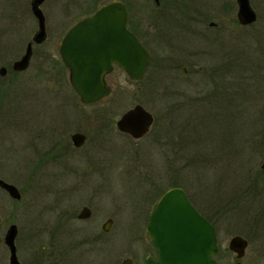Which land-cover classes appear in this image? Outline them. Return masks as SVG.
Returning a JSON list of instances; mask_svg holds the SVG:
<instances>
[{"label": "rangeland", "instance_id": "1", "mask_svg": "<svg viewBox=\"0 0 264 264\" xmlns=\"http://www.w3.org/2000/svg\"><path fill=\"white\" fill-rule=\"evenodd\" d=\"M108 1L46 0L41 8L47 39L33 44L31 65L16 73L11 67L33 40L39 21L32 0H0V67L10 69L6 78L0 75V175L23 193L15 216V203L7 198L3 204L0 189V234L6 232L5 207L9 222L19 226L25 264H121L127 257L147 264V255L155 253L146 215L161 192L180 186L214 220L221 264H235L229 242L246 234L250 246L244 262L264 264V221L259 224L260 217L253 216L264 208L262 194H243L247 187L264 194V0H251L258 20L248 26L238 22L237 0H163L160 19L154 0H125L152 54L150 66L140 82L117 68L108 77L113 93L83 105L69 83L59 46L78 20ZM237 53L245 57L231 59ZM226 60L236 63L225 80L232 97L214 103L211 92L223 77L217 74L213 82L210 69ZM183 66L190 73H182ZM136 104L155 117L151 134L139 141L116 125ZM101 125L106 130L100 135ZM80 126L88 140L82 149L72 148L71 166L83 178L72 172L66 179L62 171L53 176L50 164L37 162L39 155L50 148L52 134L69 144ZM165 149L166 159L161 156ZM85 205L92 216L79 220ZM108 218L113 223L105 231Z\"/></svg>", "mask_w": 264, "mask_h": 264}, {"label": "water", "instance_id": "2", "mask_svg": "<svg viewBox=\"0 0 264 264\" xmlns=\"http://www.w3.org/2000/svg\"><path fill=\"white\" fill-rule=\"evenodd\" d=\"M45 1L32 0L39 29L25 53L15 61V70L27 69L33 57V44H41L47 39L46 16L41 8ZM237 4L241 25L257 22L258 13L251 0H237ZM59 53L69 71L70 83L84 104L97 103L112 94L113 88L106 77L113 73L115 64L124 69L131 79L139 81L144 77L151 57L149 50L128 28L127 8L122 1L104 4L93 14L77 21L62 37ZM6 72L5 66L0 67L1 76ZM154 121L153 113L142 104H137L121 116L118 128L140 138L149 132ZM72 137L77 146H81L86 138L82 133ZM0 186L13 197H21L17 186L1 177ZM90 212L91 209L85 207L80 217L88 218ZM112 223V218L107 219L103 229L109 231ZM17 233V225L13 224L5 237L12 252L11 264H21L15 246ZM148 233L158 250L157 258L148 256V264H220L216 258L219 251L216 227L193 205L182 187H173L160 198L151 216ZM247 243L246 238L235 235L229 242V248L240 259L245 254ZM121 264H135V261L128 257Z\"/></svg>", "mask_w": 264, "mask_h": 264}, {"label": "flooded vegetation", "instance_id": "3", "mask_svg": "<svg viewBox=\"0 0 264 264\" xmlns=\"http://www.w3.org/2000/svg\"><path fill=\"white\" fill-rule=\"evenodd\" d=\"M112 1H122V2H124L125 3V5H126V8H127V26H128V28L133 32V33H135L136 35H137V37L140 39V41L143 43V45L148 49V47L146 46V44L142 41V38L137 34V31H136V28H135V25H134V22L132 21V19H131V16H130V10H129V5H128V3L125 1V0H111V1H108V2H105L104 4H107V3H109V2H112ZM154 2H155V4H156V6H157V8H158V10L156 11V13L158 14V18L160 19L161 18V8H160V6L162 5V2H163V0H160L159 2H157L156 0H154ZM103 4V5H104ZM101 7V6H100ZM160 8V9H159ZM95 12V11H94ZM94 12H92V13H90V14H88V15H91V14H93ZM88 15H86V16H88ZM85 16V17H86ZM193 20H192V22H195L196 24H199L200 23V21H201V18L200 17H193L192 18ZM212 23L213 22H210V25H211V27H217V24H214V25H212ZM34 46V45H33ZM149 50V49H148ZM149 52H150V50H149ZM33 53H34V47H33ZM150 54H151V52H150ZM151 59H152V54H151V57H150V62H149V65H148V67H147V70H148V68H149V66H150V63H151ZM232 63V61H230V60H226V61H222V63H220V64H218V65H215V66H212L211 67V69H210V76L212 77V79H213V82L214 81H216V75L218 74V76L219 75H221V76H223L224 77V79L226 80V78H228L229 76H230V71L232 70V68L230 67V64ZM30 65H31V63H30ZM29 65V66H30ZM65 65V64H64ZM3 66H5L6 68H7V72H6V74L5 75H3V78H6V76L9 74V71H10V69H9V66H7V65H3ZM12 70L14 71V72H16V73H19V70H15L14 69V65H12ZM29 68V67H28ZM27 68V69H28ZM66 68V67H65ZM117 68H120L117 64H115V69H114V71L117 69ZM122 69V68H121ZM201 69V68H200ZM26 70V69H25ZM122 70H124V69H122ZM147 70H146V73H147ZM23 71V70H22ZM113 71V72H114ZM125 71V70H124ZM190 68H188L187 66H183L182 67V73H184V74H188V73H190ZM126 72V71H125ZM146 73H145V75H144V77L141 79V80H139V81H136V82H140V81H142L144 78H145V76H146ZM68 74H69V71H68ZM112 74V73H111ZM111 74H108L107 75V77H106V79H107V82H108V77L111 75ZM130 77V76H129ZM68 79H69V75H68ZM133 80V79H132ZM135 81V80H134ZM69 83H70V80H69ZM108 84H109V82H108ZM70 85H71V83H70ZM71 87H72V89H73V91L75 92V94L79 97V100H80V102L82 103V101H81V98H80V96H79V94L74 90V88H73V86L71 85ZM247 92V91H246ZM113 93V92H112ZM211 94H213L212 96H214L213 97V101H214V103H215V98L217 97V96H219V95H223V96H229L230 97V91H226L225 93H221V92H217V91H212L211 92ZM247 97V96H246ZM246 97L244 96V98H245V103H246ZM104 100V99H103ZM102 101V100H101ZM3 102H4V98H3ZM100 102V101H99ZM214 103H213V107H214ZM83 105H88V104H84V103H82ZM137 105V104H136ZM135 105V106H136ZM143 105V104H142ZM144 106V105H143ZM145 107V106H144ZM146 108V107H145ZM125 113V112H124ZM123 113V114H124ZM122 114V115H123ZM121 115V116H122ZM154 115V114H153ZM121 118V117H120ZM119 118V119H120ZM119 119L116 121V125H117V128H118V121H119ZM153 126H154V124L151 126V129L149 130V132L146 134V135H144L143 137H140V138H135V137H133L131 134H129V133H126V132H124V131H121L119 128H118V130L120 131V132H122L123 134H126L127 136H130L131 138H133L134 140H137V141H139V140H142L143 138H145V137H147L149 134H151V132H152V129H153ZM106 130V126L105 125H101V128L100 129H98V133L101 135L104 131ZM76 133H82V134H84L85 135V141H84V143L81 145V146H77V145H75V142H74V140H73V135L74 134H76ZM54 136V137H53ZM52 137H53V139L54 140H52L51 141V146H50V148L46 151V152H44V153H42L41 155H39V159L37 160V162L38 161H40V162H44L46 165H45V167H47V164H50L49 166H48V171L49 172H51V174L53 175V176H55V177H57V175H58V171H62V172H60L61 174H66L67 175V177L68 178H66V179H70V177H71V174H72V172H76V174H79V177L80 178H83V176L81 175V173L77 170V166H71V164H73L72 163V161H73V156H72V154H71V152H72V148H73V150L75 151V150H77L78 151V149H82V147L86 144V142H87V140H88V134H87V132H85V131H83V128L80 126V129L79 130H77V131H75V132H73V133H71L70 134V139H71V142L69 143V144H66V141H63L62 139L61 140H56V136L55 135H53L52 134ZM256 137L257 136H254L253 135V137H251V140H255L256 139ZM259 143H261V141H259ZM248 149L249 148H251V150H252V146L250 147L249 146V144H248V139H246V141H245V144H244ZM255 148H256V145H255ZM38 150H39V148H38ZM138 152V151H137ZM244 153H245V155L243 156L244 158L246 157V158H248V151L246 150V149H244ZM161 156H163L165 159H166V149H165V151L163 150L162 151V153H161ZM151 158V157H150ZM150 158H149V160H150ZM97 159V161H98V163H100V162H103V160H102V157H97L96 158ZM262 159V164H261V171H260V173H261V175H262V177L264 176V170H263V164H264V157L263 158H261ZM161 163H162V161H160ZM43 163V164H44ZM97 163V162H96ZM42 164V165H43ZM98 165V164H97ZM245 166H246V164H245ZM40 168L42 167L41 165L39 166ZM43 169V168H42ZM42 169H39V170H41L42 171ZM45 172L44 171H42L41 172V174H44ZM258 174H259V172H258ZM4 175V174H3ZM260 175V174H259ZM255 176H256V174H255ZM0 177L1 178H3V180H5V181H7V182H9L4 176L2 177L1 175H0ZM257 177V176H256ZM9 183H12V182H9ZM161 183H163V182H161ZM161 183H160V185H161ZM12 184H14V183H12ZM14 185H16V184H14ZM17 186V185H16ZM176 187H180V186H176ZM17 188L19 189V191H20V193H21V197L20 198H15V197H13L9 192H8V190L7 189H5L4 187L2 188L1 186H0V189H2L3 190V204H4V200L5 199H7V198H9L12 202H14L15 203V212H14V214H15V216H17V213L19 212V205L18 204H20L19 202H21V200H22V198H23V193H22V190L17 186ZM173 188V187H172ZM169 189H171V188H169ZM169 189H166V190H164L163 192H161L160 193V195L158 196V200L154 203V205L152 206V208H151V210L149 211V213H148V215H146V217H147V219H145L146 220V232H147V237H148V240H149V244H150V248L152 249V251H154V253H155V256H153V255H151V254H148L147 255V257L148 256H153L154 258H156L157 256H158V250H157V248L156 247H154L153 246V244H152V242H151V238H150V235H149V233H148V225H149V223H150V219H151V216H152V214H153V212H154V210H155V208H156V206H157V203H158V201L160 200V198L169 190ZM256 188H250V187H247V188H245V190H244V192H243V194L245 193V194H247V197L250 195L251 196V193H252V196H253V194L255 195L256 193H258L259 195L260 194H262V196L260 195H255L256 197L257 196H259V200L260 201H262V202H264V194L263 193H261V192H258L257 190H255ZM185 190V189H184ZM255 190V191H254ZM187 193V192H186ZM187 195H188V193H187ZM64 196V200H66L68 197H69V194L67 195L66 193H65V195H63ZM188 197H189V195H188ZM258 198V197H257ZM189 199H190V197H189ZM231 198H229V200H230ZM150 200H151V198H150ZM191 200V199H190ZM152 201V200H151ZM191 202H192V200H191ZM230 202V201H229ZM193 203V202H192ZM193 205L199 210V208L193 203ZM85 207H88V208H90L91 209V212H90V216L88 217V218H81L80 217V214H81V212H82V210L85 208ZM5 207L3 208V227H6V232L3 234V235H1L0 234V237H1V242H0V264H11V249H10V246L7 244V242H6V234H7V231H8V229H9V227L11 226V225H13V224H15V225H17V229H18V233H17V237L15 238V246H16V252H17V257H18V260H19V262L21 263V264H25L23 261H22V258H21V248H20V238H19V226H18V224L16 223V222H14V221H10L9 222V219H8V216H7V214L5 213ZM82 210L80 211V213L77 215V218L79 219V220H87V219H89L91 216H92V213H93V210H92V208L90 207V206H88V205H85L83 208H82ZM200 211V210H199ZM201 212V211H200ZM202 213V212H201ZM215 227H216V224H215V222H214V220L210 217V216H208V215H205L204 213H202ZM253 216H255V218L254 219H257L258 218V220H259V217H260V223L259 224H263V221H264V208L261 210L260 209V214H256V215H253ZM109 219V218H108ZM8 226V227H7ZM216 229H217V227H216ZM259 229V228H258ZM217 233H218V229H217ZM259 233L261 234V232L259 231ZM243 238H250V236L248 235V234H246L245 236H242ZM247 246H246V249H245V254H244V256L242 257V258H237L236 259V262H235V264L236 263H238V262H240L241 264H246L245 262H244V260L248 257V253H249V251H248V248H249V246H250V241L247 239ZM69 247H71V245L69 246ZM220 251V250H219ZM218 254H219V252H218ZM218 254H217V257H218ZM235 255H236V253H235ZM237 257V256H236ZM245 258V259H244ZM220 263V262H219ZM221 264V263H220Z\"/></svg>", "mask_w": 264, "mask_h": 264}, {"label": "trees", "instance_id": "4", "mask_svg": "<svg viewBox=\"0 0 264 264\" xmlns=\"http://www.w3.org/2000/svg\"><path fill=\"white\" fill-rule=\"evenodd\" d=\"M244 56V55H243ZM242 53H237V54H234V56L233 57H231V59L232 58H234L233 60H235V61H238L239 59H242ZM248 56V55H247ZM245 57V56H244ZM236 59H238V60H236ZM232 61V60H231ZM235 62H233L232 61V63L230 64V67L233 69V68H235ZM238 67V66H237ZM221 76V75H220ZM223 77V76H222ZM222 81V78H221V80H219V83H218V85L216 86V82H215V91H221V93H225L226 91H228L229 89H228V85H227V83L225 82V79H224V77H223V82H221ZM219 88V90H216V88ZM210 88V87H209ZM211 94H210V92H209V94L207 93V94H204L203 96H201L199 99H200V101H203L204 100V98H207V97H209ZM207 96V97H206ZM211 97H212V95H211ZM230 97H232V94L230 93ZM222 99L223 101H228V99H226V98H228V96L226 95V96H223V97H216V99L215 100H218V99ZM245 99V98H244ZM208 101H209V103H208V107H209V110H211L212 108V106H211V101H212V98L211 99H208ZM231 101V100H230ZM219 108V107H218ZM204 110H206V107L205 108H203ZM207 111V110H206ZM218 258V257H217Z\"/></svg>", "mask_w": 264, "mask_h": 264}]
</instances>
